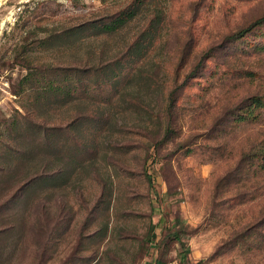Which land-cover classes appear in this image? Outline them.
<instances>
[{
  "label": "rangeland",
  "instance_id": "374dc122",
  "mask_svg": "<svg viewBox=\"0 0 264 264\" xmlns=\"http://www.w3.org/2000/svg\"><path fill=\"white\" fill-rule=\"evenodd\" d=\"M130 1L0 0V155L17 145L9 124L23 113V60L75 63L63 43L43 40ZM140 1L122 29L77 53L95 47L107 61L141 41L134 67L119 60L129 80L112 113L110 91L96 95L107 125L80 117L61 129L85 110L83 88L44 117L56 179L0 209V226L15 225L0 238V264H264V106L252 105L264 100V25L231 39L264 15V0ZM9 159L6 173L18 167L0 181V202L43 165Z\"/></svg>",
  "mask_w": 264,
  "mask_h": 264
},
{
  "label": "trees",
  "instance_id": "16d2710c",
  "mask_svg": "<svg viewBox=\"0 0 264 264\" xmlns=\"http://www.w3.org/2000/svg\"><path fill=\"white\" fill-rule=\"evenodd\" d=\"M140 2V0L130 1L114 16L84 21L66 28L64 32L53 33L48 39L43 40L52 39L53 42L51 44L63 43V46L65 45L66 48L78 56L77 60L74 61L75 63H70V65L64 67L45 62L33 64V60L30 57H26L23 60L25 72L14 90L16 95L23 97V101L20 104L23 113L13 117L9 124L10 133L17 135L12 137V141L17 143V145H6V149H4L6 151L0 155V158L3 159L0 161V181L5 182L7 181L6 179H11L14 174L13 168L16 169L18 167L16 163L12 171L6 173L5 161L7 163L14 162V160L9 159L11 157H15L18 163L22 165L30 164L33 159H40L43 165L41 166V171L32 178L22 179V181L17 180L13 184L14 189L12 192L0 202V209L6 205H15L23 198L24 193H29L35 187L39 188L41 192L46 191L53 179H56V175L49 171V158L53 151L52 131L54 127L46 123L44 117L55 107L59 106V109L66 108L68 102L78 98L76 97L77 89L81 90L83 88L81 92L87 96L88 103L81 116L76 115L69 122H66V125L64 124L63 126L62 124L61 129L65 130L66 127L72 125L80 117L94 120L98 116L96 120L103 122L105 125L108 124V114L112 113L111 109L114 104L111 102V98L122 91L129 80V76L124 74L123 70L126 67L123 66L121 68L119 60L121 58L130 59V62L127 61V63L129 66L133 65L134 67V64L138 61L136 56L140 49L141 41L134 39L127 44L126 49L120 56L107 61L102 60L101 53H97L95 47L86 51V56L78 55L77 53L85 46L88 40L96 39L98 36L105 34L112 36L122 29L137 14ZM263 25L264 15L235 32L231 39H243L257 27H262ZM261 49L264 50V44L261 45ZM194 73L195 71L191 75ZM122 83H124V86L121 85ZM106 90L110 91L108 99H104L106 100V107L109 108V113L104 115L106 109L104 107L101 110L98 103L99 100L98 102L96 101V95L101 93L102 96V93ZM173 93L174 91L167 93L168 102L165 110L167 114L174 107L175 97ZM252 105L254 108L263 107L264 100L255 97L252 99ZM249 113H252V111L250 110ZM169 126H166L165 134L171 131ZM262 158L261 168L264 170V153ZM59 174L61 175L63 172ZM147 178L149 179L150 177L147 176ZM153 228L154 225L150 224L149 231L152 236L150 240L154 239ZM14 229V224L1 225L0 238L4 237L10 230L14 231ZM200 263L201 261H197L194 264Z\"/></svg>",
  "mask_w": 264,
  "mask_h": 264
}]
</instances>
